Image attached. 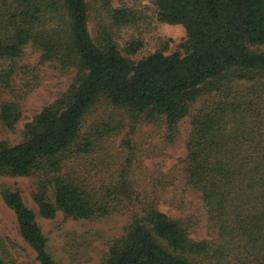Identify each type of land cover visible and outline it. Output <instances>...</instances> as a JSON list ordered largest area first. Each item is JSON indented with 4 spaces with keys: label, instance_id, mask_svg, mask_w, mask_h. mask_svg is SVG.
I'll list each match as a JSON object with an SVG mask.
<instances>
[{
    "label": "trees",
    "instance_id": "16d2710c",
    "mask_svg": "<svg viewBox=\"0 0 264 264\" xmlns=\"http://www.w3.org/2000/svg\"><path fill=\"white\" fill-rule=\"evenodd\" d=\"M153 1L160 22L185 28L184 51L159 50L135 61L122 53L116 38L118 29L138 21L131 8L102 0L107 20L98 12L94 37L89 24L96 9L89 0H0V59H16L32 43L41 51V62L77 69L69 90L25 125L22 143L0 141V176L42 175L34 194L41 217L53 219L62 211L76 219H94L111 212L109 204L61 175V155L75 144L84 118L100 98L135 115L165 117L173 137L202 95L224 87L229 96L234 81L264 77V0ZM143 46L137 39L127 50L134 54ZM240 109L241 102L224 99L195 114L185 161L187 181L201 192L220 231L219 240L191 238L189 220L172 218L150 204L112 241L107 264H264V213L252 219L256 241L245 245L256 257H228L237 230L228 216L235 188L248 176H264V159L256 158L262 156V148L250 152L243 148L238 131L227 135L228 118ZM2 110L8 126L22 117L17 103L3 104ZM2 198L15 212L20 232L40 264H58L48 251L38 214L21 192L5 188ZM0 264L9 263L0 257Z\"/></svg>",
    "mask_w": 264,
    "mask_h": 264
},
{
    "label": "rangeland",
    "instance_id": "374dc122",
    "mask_svg": "<svg viewBox=\"0 0 264 264\" xmlns=\"http://www.w3.org/2000/svg\"><path fill=\"white\" fill-rule=\"evenodd\" d=\"M95 6L90 30L98 35L99 15L105 16L102 0H89ZM114 7L131 8L138 21L116 31L122 53L138 61L156 51L183 52L187 39L182 25L162 23L157 19L153 0H113ZM107 16H105V19ZM109 21V20H108ZM142 39L144 46L130 53L127 46ZM254 51L257 48L252 47ZM77 69L63 68L59 62H41V51L29 43L22 56L0 59V141L12 145L25 139V125L42 109L67 92ZM226 96L221 91L202 95L177 125L174 136L163 116L137 114L100 98L84 118L75 144L61 155L62 176L82 186L97 201L107 203L111 212L105 217L76 219L59 211L55 218L39 215L34 194L38 191L39 173L31 176H0V257L9 264H40L36 251L22 236L15 212L2 198L5 188L19 190L26 205L34 210L37 222L48 238V251L58 264H107L110 245L125 234L134 218L143 216L152 204L175 219L189 220L190 237L195 240H219L200 191L187 181L188 143L192 138L193 116L202 108L228 99L242 103L240 112L228 118L227 135L239 132L244 149L261 147L264 159V77L255 81H234ZM17 103L22 117L12 126L2 118L3 104ZM86 144H90L86 148ZM263 177V180H260ZM242 187V188H241ZM241 188V189H240ZM54 200L53 190L49 191ZM229 219L235 232L229 259L256 257L245 245L255 240L252 219L264 213V176L247 177L235 188Z\"/></svg>",
    "mask_w": 264,
    "mask_h": 264
}]
</instances>
